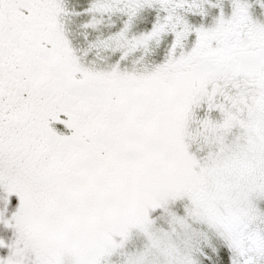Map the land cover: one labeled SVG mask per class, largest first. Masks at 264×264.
<instances>
[{
    "label": "snow or ice",
    "instance_id": "snow-or-ice-1",
    "mask_svg": "<svg viewBox=\"0 0 264 264\" xmlns=\"http://www.w3.org/2000/svg\"><path fill=\"white\" fill-rule=\"evenodd\" d=\"M0 264H264V0H0Z\"/></svg>",
    "mask_w": 264,
    "mask_h": 264
}]
</instances>
